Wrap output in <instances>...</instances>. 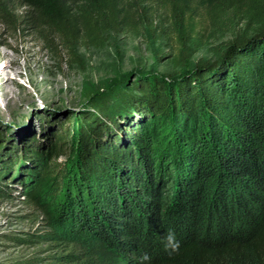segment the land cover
Masks as SVG:
<instances>
[{
	"label": "trees",
	"instance_id": "16d2710c",
	"mask_svg": "<svg viewBox=\"0 0 264 264\" xmlns=\"http://www.w3.org/2000/svg\"><path fill=\"white\" fill-rule=\"evenodd\" d=\"M195 1L211 37L242 25L211 63L190 64V0H0L12 31L67 59L139 36L145 6L162 5L182 61L173 78L96 91L46 148L0 167V198L19 192L37 223L20 264H264V0Z\"/></svg>",
	"mask_w": 264,
	"mask_h": 264
},
{
	"label": "rangeland",
	"instance_id": "374dc122",
	"mask_svg": "<svg viewBox=\"0 0 264 264\" xmlns=\"http://www.w3.org/2000/svg\"><path fill=\"white\" fill-rule=\"evenodd\" d=\"M189 7L185 13V19L192 18L189 36L199 40L197 46H191L190 64L214 62L222 44L232 39L242 25L236 24L231 32L211 37L201 7L195 0H190ZM144 11L149 24L140 30L139 36L109 32L103 47L87 48L80 44L70 59L48 51L38 31L25 29L17 33L0 19V55L10 56L14 69L6 71L18 84L11 87L15 97L0 98V167L12 163L23 150L46 148L66 123L74 124L75 119L91 112V107L85 106L89 97L125 78L124 75L129 78L127 89L137 74L154 73L164 78L177 75L182 61L168 11L162 5H146ZM31 78L53 82L45 84L49 92H35ZM21 88L30 90V94L18 98ZM20 195L14 192L10 199L0 198V264H20L38 249L17 242L37 228L35 216H30Z\"/></svg>",
	"mask_w": 264,
	"mask_h": 264
},
{
	"label": "bare ground",
	"instance_id": "6f19581e",
	"mask_svg": "<svg viewBox=\"0 0 264 264\" xmlns=\"http://www.w3.org/2000/svg\"><path fill=\"white\" fill-rule=\"evenodd\" d=\"M10 63H11L10 56L7 53H2L0 55V98H4L5 100H9L10 97H15L14 92L12 91L11 87L12 86L18 87L16 79L9 77V74L6 71L7 68L12 69V70L14 69ZM29 81H30L32 88L37 93L49 92L48 90H46L48 88L45 86V84L53 83L51 81L49 82L45 78L40 79L39 82L34 78H31ZM29 94H30V90L21 88V94L17 96L18 98H21L19 97L21 95L24 97H27Z\"/></svg>",
	"mask_w": 264,
	"mask_h": 264
},
{
	"label": "clouds",
	"instance_id": "9594fccd",
	"mask_svg": "<svg viewBox=\"0 0 264 264\" xmlns=\"http://www.w3.org/2000/svg\"><path fill=\"white\" fill-rule=\"evenodd\" d=\"M164 239L166 241L165 247H170L172 251L179 250L180 242L176 239L174 232L167 233ZM145 259H148L147 254H145Z\"/></svg>",
	"mask_w": 264,
	"mask_h": 264
}]
</instances>
